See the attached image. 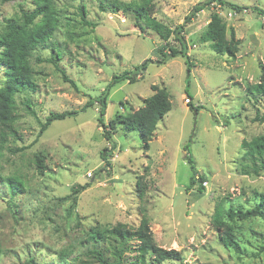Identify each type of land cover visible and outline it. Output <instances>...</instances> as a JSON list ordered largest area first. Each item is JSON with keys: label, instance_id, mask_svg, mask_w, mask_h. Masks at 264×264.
<instances>
[{"label": "rangeland", "instance_id": "obj_1", "mask_svg": "<svg viewBox=\"0 0 264 264\" xmlns=\"http://www.w3.org/2000/svg\"><path fill=\"white\" fill-rule=\"evenodd\" d=\"M206 1L152 0L151 16L173 29ZM225 1L245 8L234 12L211 0L184 27L192 64L186 88L183 57L156 62L161 59L157 48L164 42L155 32L140 30L120 11H100L99 0H56L60 26L52 41L60 50L57 65L76 87L64 81L52 63L36 60L49 58V49L34 52L30 62L36 86L15 96L18 136L9 138L0 158V196L5 199H0V264H33L29 259L34 264H85L74 257L99 264L84 254L90 244L79 243L86 231L117 223L135 228L143 214L155 244L181 253L180 260L160 264H264V252L253 255L264 244V222L259 217L236 222L240 256L221 244L212 223L217 205L246 209L264 193V169L244 173L250 161L242 158L241 148L243 139L264 133V120H254L264 112V95L245 89L259 81L264 67V0ZM32 6L31 0L1 2L0 27L4 19L18 18L21 9L29 11ZM80 6L84 18L78 13ZM213 12L228 27L227 35L231 28L239 39L234 57L215 53L199 39ZM168 42L177 45L172 36ZM145 58L153 62L142 77L112 87L102 119L108 127L116 113L142 106L153 93L152 85L165 87L171 108L158 122L148 149L142 147L136 130L125 131L120 125L110 130L108 141L99 125L98 103L84 107L114 74L130 71ZM4 71L0 62V86ZM186 97L199 108L196 114ZM62 111L75 114L52 121L38 136L45 117ZM187 151L195 177L205 179L201 192L199 181L189 185ZM36 156L44 166L41 172ZM6 178L20 183L11 199ZM85 184L73 207L62 199ZM137 187L142 188L141 196ZM130 243L123 264L134 261L136 242ZM64 249L73 252L60 258ZM106 258L112 260L109 254Z\"/></svg>", "mask_w": 264, "mask_h": 264}, {"label": "trees", "instance_id": "obj_2", "mask_svg": "<svg viewBox=\"0 0 264 264\" xmlns=\"http://www.w3.org/2000/svg\"><path fill=\"white\" fill-rule=\"evenodd\" d=\"M11 0H0L7 2ZM211 0L194 7L181 24L176 25L173 29L166 27L163 23L151 16L152 0H135V1H121V0H99L98 8L100 11H110L113 13L121 12L123 15L131 18L136 27L140 30L148 28L155 32L164 45L157 48L160 52L161 59L156 60L157 63H164L170 58L183 57L186 64V88L189 86L190 68L192 66L189 56L187 54V46L184 35L182 34L185 25L190 21L191 16L195 12L201 10ZM216 1L219 6H227L234 12H240L245 7L230 3L225 0ZM33 6L30 10L21 9V16L18 18H6L2 21L0 27V62L5 67L4 79L0 86V158L1 153L10 137L17 138L18 133L15 128L16 122V105L15 96L18 93L25 91H33L35 89V82L33 79V67L30 58L33 57L37 49H49L51 52L49 58L36 57L38 61H48L61 73L64 81L69 82L73 87L76 84L73 80L68 78L63 69L59 68L57 61L60 58V50L58 43L52 41L58 27L60 26L59 9L56 5V0H31ZM253 10H258L252 8ZM79 14L82 18L85 17L82 6L78 7ZM259 11V10H258ZM92 27L96 23H88ZM220 17L218 12H213L210 15L209 22L205 30L199 35L201 42H207L210 48L217 54H226L234 57L239 45V39L234 35L233 29L229 28ZM173 37L177 45L170 44L169 38ZM149 62H153L151 58H145L141 63L134 66L130 71L124 70L119 74H114L110 81L105 85L100 94L95 98H89L84 107L92 106L98 103V118L99 125L103 127V135L110 141V130L114 129L116 125H120L125 131L136 130L139 135L141 145L144 149H148L149 142L155 134L158 122L170 110L171 103L168 98V93L165 87L152 85L153 93L143 99V105L126 113H116L114 118L108 123V127L104 125L102 116L105 114L108 96L112 87L127 80L133 83L137 78L143 76V72ZM246 91L251 95H264V67L258 82L248 83L245 87ZM25 105L30 108L29 101L25 99ZM189 109L197 113L198 107L192 103L187 104ZM33 113V111H30ZM75 114V111L50 112L40 123L38 136H40L54 120L64 119ZM254 120H264V112L262 115L256 114ZM187 146V144H186ZM185 146V147H186ZM243 149L242 158L248 159L250 165H245L244 173L253 172L259 174L260 170L264 169V133L253 136L250 140L243 139L241 142ZM106 148L103 149V152ZM188 155L186 156L192 172L189 185H193L199 181L198 190L201 192L202 183L205 179L203 175H196V169L192 164V160ZM101 153L102 160L105 164L108 161ZM38 170L41 172L43 165L40 163V156H36ZM195 173V174H194ZM7 193L11 199L20 190V183L15 182L13 178H6ZM139 186V183L137 182ZM88 184L78 185L72 189L70 194L63 197V200H70L71 205L76 200L75 195L81 190L87 188ZM189 189V187H187ZM139 195L142 194V188L136 189ZM3 196L0 199L4 201ZM72 209V208H71ZM259 217L264 222V193L257 195V201L249 208H235L230 206L224 208L217 205L212 215L213 226L219 231V240L221 244L227 249H231L234 253L240 256L243 251L240 248L239 241L235 235L238 221H245L247 219ZM130 241H135L134 261L131 264H160L166 260H180L181 253L176 249H164L157 246L153 240L152 233L149 227L147 217L143 214L140 222L135 228H127L121 223L111 226H94L86 231L83 238H80L81 246L90 244L84 253L86 257L96 260L99 264H123V256L126 251H129ZM72 249H64L59 254L60 258H65L72 254ZM264 252V244L259 245L255 255ZM112 258L107 259L106 256ZM78 261L88 264V261L74 257ZM34 264L32 259H29ZM111 261V262H110Z\"/></svg>", "mask_w": 264, "mask_h": 264}, {"label": "built area", "instance_id": "obj_3", "mask_svg": "<svg viewBox=\"0 0 264 264\" xmlns=\"http://www.w3.org/2000/svg\"><path fill=\"white\" fill-rule=\"evenodd\" d=\"M185 102L187 103V102H189V99L186 97V99H185ZM203 183H205V180L203 181Z\"/></svg>", "mask_w": 264, "mask_h": 264}]
</instances>
